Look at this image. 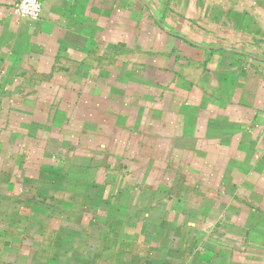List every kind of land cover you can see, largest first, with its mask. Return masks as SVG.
I'll return each instance as SVG.
<instances>
[{
    "label": "crops",
    "instance_id": "0c3cea01",
    "mask_svg": "<svg viewBox=\"0 0 264 264\" xmlns=\"http://www.w3.org/2000/svg\"><path fill=\"white\" fill-rule=\"evenodd\" d=\"M15 1L0 264H264V0Z\"/></svg>",
    "mask_w": 264,
    "mask_h": 264
},
{
    "label": "built area",
    "instance_id": "2783aa9c",
    "mask_svg": "<svg viewBox=\"0 0 264 264\" xmlns=\"http://www.w3.org/2000/svg\"><path fill=\"white\" fill-rule=\"evenodd\" d=\"M11 8L19 17L31 20H37L41 15V3L39 0H16ZM262 128L264 129V121Z\"/></svg>",
    "mask_w": 264,
    "mask_h": 264
},
{
    "label": "rangeland",
    "instance_id": "374dc122",
    "mask_svg": "<svg viewBox=\"0 0 264 264\" xmlns=\"http://www.w3.org/2000/svg\"><path fill=\"white\" fill-rule=\"evenodd\" d=\"M131 173V172H130ZM128 173H126L125 175H127ZM133 175V173H131L130 174V177L128 178V181L129 182H132V181H134V179L133 178H131V177H133L132 176ZM142 179H144L146 182H147V180H149V178L147 177V176H143L142 177ZM147 185H149V184H147ZM153 190V193L155 192V193H157L159 190L158 189H150L149 187H144L143 188V190H142V187L141 186H138V188H136V189H134L133 191L134 192H136L137 193V191H138V193L137 194H135L134 195V197L133 198H137V199H139V198H141V197H147V196H150V197H153L152 196V194H146L147 192H149V191H152ZM143 191H145V193H143ZM179 191L178 190H176V196H178L179 195ZM144 194H146L145 196H143ZM158 195H160L159 193H157ZM167 195V193L165 192V193H163V196L162 197H164V196H166Z\"/></svg>",
    "mask_w": 264,
    "mask_h": 264
}]
</instances>
